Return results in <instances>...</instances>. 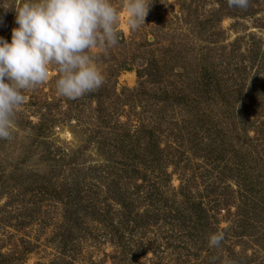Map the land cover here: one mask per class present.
Wrapping results in <instances>:
<instances>
[{
	"label": "rangeland",
	"instance_id": "1",
	"mask_svg": "<svg viewBox=\"0 0 264 264\" xmlns=\"http://www.w3.org/2000/svg\"><path fill=\"white\" fill-rule=\"evenodd\" d=\"M20 2L0 0V36L5 40L10 41L11 30L17 26L15 10L9 7ZM111 3L118 10V42L113 46L97 44L87 52L102 76L100 91L97 88L76 98L78 101L60 95L55 89L58 70L52 66L48 80L24 91V103L11 122L10 138L0 139V184L5 177L9 180L7 191L3 193L2 185L0 187V254L3 256L0 262L264 264V224L257 223L254 229L247 227L246 234H242V228H237L234 221L238 204L236 184L227 178L221 185L208 187L211 180L206 166H199V149H190L189 144L184 143L186 152L178 160V170L168 167L170 188L175 190L181 184V177L194 176L188 183L189 190L203 197L199 200L205 202L211 216L210 227L205 232L198 227L193 231L194 239L188 238L187 232L179 231L174 217L169 215L171 210H161L158 222L147 227L135 228L133 223L125 224V221L120 224L119 205L107 198L104 178L91 176L94 172L88 170V166L106 164L97 154L99 148L96 146V140L103 136L98 128L102 131L105 123L112 137L117 134L118 124L126 123L125 129L138 122H146L150 127L157 124L160 146L164 148L171 140V132L179 128L189 132L196 123L192 122L194 118H204L203 124L212 121L222 133L229 129L222 147L228 152L244 144L243 124L248 117V120L256 119L248 112L247 96L259 87L264 88V0H249L246 10L229 8L227 0H149L151 4L144 22L135 30L127 24L121 7L123 0H111ZM147 60L166 63L164 83L139 84L137 68H145ZM122 62L129 69H119ZM203 70L217 76L215 83L219 84L221 95L215 103L200 99L203 105L197 104L192 111L194 116L189 114L194 106L184 105V110L173 106L167 111L165 122H156L155 113L162 109L163 103L157 109L152 104L154 99H159L161 88L182 89V98L189 104V94L203 87L200 82ZM143 79L148 78L144 75ZM183 89L188 92L186 95ZM129 90L137 93L131 94ZM259 95L255 96L264 101V93ZM99 101L103 104L100 107ZM253 105L260 106L256 102ZM46 109L55 116L57 124L42 134L38 133L41 131L37 125L40 113ZM90 116L94 120L92 123ZM98 117H102L103 122ZM79 120L86 125L78 127ZM259 121L264 122V114H260ZM254 130L251 128L247 136H253ZM42 142L47 144L41 145ZM45 148L49 149L51 157L58 155L70 162L77 159L81 165L65 163L60 171L55 170L51 175L46 168ZM257 148L264 159V137H260ZM231 156L230 159L229 154L225 155L232 165L239 163L238 154ZM253 172L254 180L261 179L264 183V166ZM77 177H80L81 188L95 190L92 196L101 212L98 215L102 216L86 215L83 208L79 213L71 211L69 192L73 195L75 191L69 187ZM214 187L218 189L213 193ZM86 198L90 199L83 197V201ZM218 198L228 200L230 206L221 211L213 208ZM213 232L223 233L219 247L208 246L207 236Z\"/></svg>",
	"mask_w": 264,
	"mask_h": 264
},
{
	"label": "trees",
	"instance_id": "2",
	"mask_svg": "<svg viewBox=\"0 0 264 264\" xmlns=\"http://www.w3.org/2000/svg\"><path fill=\"white\" fill-rule=\"evenodd\" d=\"M146 65L143 69L137 68V75L140 80L139 84L143 86L149 81H152V83H164V68L166 67V63L163 60L158 62L147 60ZM119 69L127 70L129 68L125 62H122ZM144 75L147 76V80L143 79ZM216 80L217 76L215 74L211 73V71L203 70L200 77L203 87L200 90L196 89L194 94H189L191 96L189 104H187L188 100L182 98L184 95L182 94V89L174 90L175 88L173 87L172 90H167L166 88H161L160 100L154 99L152 104L157 109L159 104L163 103L162 109L155 113L156 117H158L156 122H165L167 120L165 115H167L169 108L173 106H177L183 110L184 105L194 106L189 110V114L194 116L192 111L195 110V107H198L197 104L203 105L202 98L208 100L210 104L211 101L215 103V99L221 95V88L219 84L215 83ZM98 89L100 91V88ZM183 90L186 91L185 89ZM129 92L131 94L137 93L136 90H129ZM184 93L186 95L188 92ZM259 93V96H261L264 93V88L259 87L254 93H250L251 99L247 96L248 100L245 102L246 106L250 108L248 112L251 115H255L256 118L255 120H248V117L245 120L246 122H244L246 124H243L242 133L246 135L247 143L245 142L238 149L231 150V152L222 148L224 146L223 140L228 138L227 132L229 133V129L222 133V129L219 128V131L212 121H209L210 123L207 121L203 124L204 118L201 120L194 118L192 122L196 121V123H193V127H191L189 132H183L180 128L175 133L171 132V140H169L164 148L160 146L162 142L160 126L157 124L150 127L146 122H138V124L134 125L129 124L127 129H125L126 123L118 124L115 129L117 134L115 133L114 137L106 131V123L102 131H100L102 128H98V133L103 136L110 134L106 138L101 136L96 140V146L99 148L97 154L106 160V164L96 167L88 166V170L94 172L91 176L99 175V177L102 176L104 178L102 182L103 184L105 183L104 188H107V198L109 197L110 200L119 205L120 224L125 221V224L133 223L135 228L147 227L152 223L158 222L161 210H171L169 215L174 217L173 220L177 222L176 227H178L180 232H184V234L187 232L188 238L194 239L195 235L193 231H197L198 227L204 229V232L205 229L210 227L209 219L211 216L209 215V211L205 206V202L199 200L203 197L192 194L189 190L188 183L194 179V176H190L188 179L181 177L180 186L176 190L170 188L171 174L168 173V167L174 166L178 170L180 162L178 160L186 152L183 149L184 143L189 144L190 149H194V147L199 149L198 151L200 152L197 154V157L201 160L199 166H206L209 174L208 178L211 180L208 187L215 186L214 184L221 185L223 184L222 181L227 178H230L236 184L238 204L236 205V218L234 221L237 222V228H242V234H246L247 227L252 229L253 227L257 228V223L264 224V183L261 182V179L254 180L255 177L252 175L255 169L259 170V168L262 169L264 166L262 163L264 162L263 156L257 148L260 137H264V122L259 121L260 114H264V101L262 98L255 96ZM131 94L127 96L126 101L130 98ZM260 99L263 104L260 103ZM75 100L78 101L76 98L73 99V101ZM255 102L256 105H261H257L258 107L255 108L253 105ZM101 104L102 101H99V107ZM101 111L102 108L98 110V116ZM50 115L52 116V113L48 109L40 113V122L37 126H40L38 130L41 132L38 133L44 134L48 129L57 124L55 116L51 117ZM98 118L103 122L102 117ZM89 119H91L90 123L94 122L92 116ZM149 119L151 120V118ZM84 123L79 120L77 126L82 127L86 125V122ZM87 123L90 126V123ZM251 128L255 129V133L253 136H247ZM42 143L41 145L47 144V142ZM45 149L47 151V156H45L46 168L51 175L54 174L55 170L60 171L65 163L74 164L77 167L81 165L79 161L77 162V159L70 162L66 161L65 157H58V155L51 157L49 149ZM233 153L238 154L239 157V163L235 165H232V161L230 160V156L232 154L231 157H233ZM226 154H229L230 164L228 163V158L225 157ZM223 159L224 161L221 163L220 161ZM223 163L224 165L222 166L221 164ZM248 163L252 165H247ZM80 169L83 170L84 166ZM103 172L106 173L104 174ZM6 178L0 184V187L2 185L1 189L3 193L9 187L6 186L9 183V180H6ZM79 178H74L71 188L69 187V190L73 188L72 192L75 191L73 195L69 192V207L71 211L79 213L80 209L83 208L82 211L86 215L102 216L98 215L100 211L95 206L94 199L96 198L92 196L95 190L81 188ZM44 189L47 188L44 187ZM86 189L89 191L86 192ZM216 189L218 187H214L212 192L214 193ZM83 197H90V199L86 198V201H83ZM83 203L86 205L83 206ZM228 206H230L228 200H219L218 198L213 208L221 211V209L228 208ZM171 212L175 213L172 215ZM167 217L168 215L166 214V219L169 220ZM0 257L3 256L0 254ZM2 263H4L3 260L0 264Z\"/></svg>",
	"mask_w": 264,
	"mask_h": 264
},
{
	"label": "clouds",
	"instance_id": "3",
	"mask_svg": "<svg viewBox=\"0 0 264 264\" xmlns=\"http://www.w3.org/2000/svg\"><path fill=\"white\" fill-rule=\"evenodd\" d=\"M150 4L123 0L130 29L144 22ZM248 4L249 0H227L229 8L246 10ZM9 8L15 10L17 26L10 41L0 36V139L10 138L24 91L48 80L50 67L58 70L56 91L68 99L79 98L102 84L88 50L118 42L119 16L111 0H21ZM223 239V233H209L208 246L219 247Z\"/></svg>",
	"mask_w": 264,
	"mask_h": 264
}]
</instances>
